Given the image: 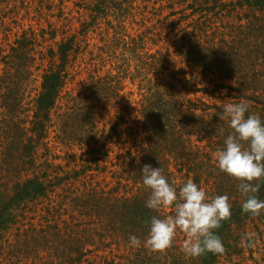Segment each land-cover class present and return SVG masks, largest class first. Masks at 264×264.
I'll return each instance as SVG.
<instances>
[{
    "label": "trees",
    "instance_id": "16d2710c",
    "mask_svg": "<svg viewBox=\"0 0 264 264\" xmlns=\"http://www.w3.org/2000/svg\"><path fill=\"white\" fill-rule=\"evenodd\" d=\"M20 1L57 19L23 25L9 50L7 35L0 43V264H264V212H242L241 181L215 159L232 132L219 116L226 104L246 101L264 119V0H76L75 31L68 0ZM87 54L89 77L66 92ZM177 65L170 78L150 77ZM129 74L153 83L135 115L120 103ZM144 165L162 167L177 191L192 179L229 197L231 216L215 230L223 253L186 257L181 231L162 251L130 246L153 216L173 214L145 206Z\"/></svg>",
    "mask_w": 264,
    "mask_h": 264
},
{
    "label": "clouds",
    "instance_id": "9594fccd",
    "mask_svg": "<svg viewBox=\"0 0 264 264\" xmlns=\"http://www.w3.org/2000/svg\"><path fill=\"white\" fill-rule=\"evenodd\" d=\"M220 119L232 130L215 153L218 169L241 181L238 191L244 197L241 203L243 213L252 217L264 212V199H260V183L264 179V119L258 114H249L248 104L241 100L228 103L219 114ZM143 185L150 189L145 206L159 210L171 207L173 214L163 218L153 216L147 237L141 241L136 235H129L132 247H143L156 252L169 248L176 233L181 231L185 239L181 251L186 257L198 258L211 252H224L221 238L216 231L221 222L231 216V204L227 195L210 197L205 190L188 179L179 191L163 174L162 167L144 165ZM242 241L246 247L255 246V235L245 233Z\"/></svg>",
    "mask_w": 264,
    "mask_h": 264
},
{
    "label": "rangeland",
    "instance_id": "374dc122",
    "mask_svg": "<svg viewBox=\"0 0 264 264\" xmlns=\"http://www.w3.org/2000/svg\"><path fill=\"white\" fill-rule=\"evenodd\" d=\"M17 1V3H16ZM16 1H10L7 4H0V43L3 41V37L4 36H8V40L4 43L5 47L7 48V50L10 49V44H12L14 42V40L19 37L22 33V27L23 25H25V27H28L29 25H33L34 28H48L47 25V20L49 19L50 21H54L57 18H52L48 15H46L47 17H43L38 15V14H33L31 13L30 15L26 12V10L22 7L21 1L20 0H16ZM75 2L76 0H68L66 2L67 8H66V12H71L69 14V16H71L72 18H74V26H73V31H75V29H77L79 27V23H78V17H80V14L78 13L77 8L75 7ZM17 6V7H16ZM147 15L151 18L154 19L153 22H150L147 24V26H151L152 23L156 22V16H153L152 14H148ZM42 18V19H41ZM129 29H131L128 26ZM140 26L135 25L134 24V30L133 32H142L145 31V28H140ZM6 29H10L12 30V32H6ZM94 37H96V35H93ZM57 41H61V38L59 37L57 39ZM55 49H57V47H55ZM154 51V50H153ZM89 62H90V55L87 54L84 56V59L80 58L78 61V65L81 64V67L79 68L78 66L76 67V71H75V77H74V81H70V83L68 84V87L65 89L66 92L71 91L72 89L76 88L77 85L79 83H81L82 81L86 80L89 77V71H87V68H89ZM96 62V61H94ZM136 61L133 62V65H136ZM101 63H98V66L101 67ZM139 65V63L137 64ZM111 69V64L108 63L106 66H104L103 68H99V74L103 75L104 73H107L108 70ZM180 69V65H177V68L175 66H172L170 68V71H161L159 73H156L154 75H150V77L154 78L155 82H159L162 79H167L170 78V75L172 72H174L175 70H179ZM186 70H188L186 68ZM117 71H114V73H116ZM133 72V71H132ZM179 74V78L182 79L185 76L182 74V71H178ZM79 73V74H77ZM134 74V72H133ZM189 77V76H188ZM190 78V77H189ZM143 77L139 74L138 76L135 74V76H132L131 74L129 75H125L123 76V80H122V86L124 87L123 92L121 93V95H123V101L121 100L120 103L122 102L123 105H130V107L133 109V114L135 115L138 108H139V103L141 101L142 98V94L144 92H146V90L148 89L149 86H152L153 83H151L150 81L147 82H143ZM197 86L198 84L195 82H190V87H194ZM37 89V92L40 88V82L37 83H33L30 87V89H28L29 94L27 93V98H26V102H31L32 98H35L34 96L36 95V91L34 92L33 90ZM200 95V94H198ZM59 115H61V109L60 108H56L53 111V118L54 121L56 122L59 119ZM60 150V149H59ZM57 150V153L60 155H64V152L61 153V151Z\"/></svg>",
    "mask_w": 264,
    "mask_h": 264
}]
</instances>
